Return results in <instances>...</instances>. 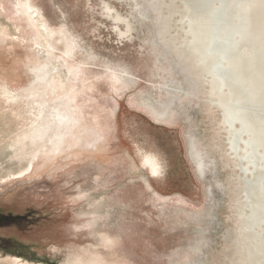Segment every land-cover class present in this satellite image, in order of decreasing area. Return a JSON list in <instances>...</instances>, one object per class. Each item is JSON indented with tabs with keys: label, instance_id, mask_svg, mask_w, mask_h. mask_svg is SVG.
I'll return each mask as SVG.
<instances>
[{
	"label": "rangeland",
	"instance_id": "1",
	"mask_svg": "<svg viewBox=\"0 0 264 264\" xmlns=\"http://www.w3.org/2000/svg\"><path fill=\"white\" fill-rule=\"evenodd\" d=\"M192 1L0 0L1 264L264 261L183 41Z\"/></svg>",
	"mask_w": 264,
	"mask_h": 264
},
{
	"label": "bare ground",
	"instance_id": "2",
	"mask_svg": "<svg viewBox=\"0 0 264 264\" xmlns=\"http://www.w3.org/2000/svg\"><path fill=\"white\" fill-rule=\"evenodd\" d=\"M20 5L25 19L32 23L39 36L44 37L39 20L27 10L24 1ZM187 10L182 21H186L184 32L189 39L186 36L183 41H188L186 48L193 55V65L202 73L200 81L208 83L211 101L221 111L227 149L236 162L245 188L241 192L240 215L245 218L246 225L239 233H254L256 228L264 226V118L258 114L264 109V0H193ZM165 21L164 17L161 26L164 34ZM48 46L53 49L49 42ZM72 69L68 67L69 72ZM45 128L44 124L37 125L33 137L47 139ZM149 163L161 168L157 161L149 160ZM250 181L254 182L248 187ZM251 239L260 245L255 250L257 254L253 252L254 256L264 260V238L255 235ZM260 260L258 264H264ZM13 262L20 264L18 259Z\"/></svg>",
	"mask_w": 264,
	"mask_h": 264
},
{
	"label": "snow or ice",
	"instance_id": "3",
	"mask_svg": "<svg viewBox=\"0 0 264 264\" xmlns=\"http://www.w3.org/2000/svg\"><path fill=\"white\" fill-rule=\"evenodd\" d=\"M162 174V169L157 165L153 167L152 176L158 177Z\"/></svg>",
	"mask_w": 264,
	"mask_h": 264
}]
</instances>
